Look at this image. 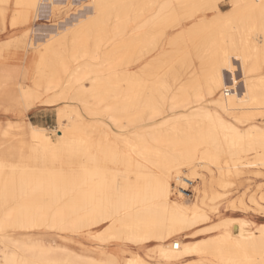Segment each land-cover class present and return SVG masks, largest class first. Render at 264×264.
<instances>
[{
	"label": "bare ground",
	"instance_id": "1",
	"mask_svg": "<svg viewBox=\"0 0 264 264\" xmlns=\"http://www.w3.org/2000/svg\"><path fill=\"white\" fill-rule=\"evenodd\" d=\"M220 1L169 0L145 37L110 53L156 0H94L43 46L30 30L0 41L1 91L17 106L0 104L15 118L0 120V264H264V206L262 223L246 220L236 192L243 168L264 176V0H230L227 15ZM41 8L0 0V32ZM57 93L56 143L19 113ZM250 151L255 162H238Z\"/></svg>",
	"mask_w": 264,
	"mask_h": 264
},
{
	"label": "rangeland",
	"instance_id": "2",
	"mask_svg": "<svg viewBox=\"0 0 264 264\" xmlns=\"http://www.w3.org/2000/svg\"><path fill=\"white\" fill-rule=\"evenodd\" d=\"M54 1L57 4H55V7L53 10H50V5H49L50 2H48L47 0H41L42 8L39 9L40 11H37V14L33 13L32 19H31L30 23L28 24V26L19 27L17 29H13L12 27H10V29L13 30V33H12V35L7 34L6 39L20 35L24 30H30V36L33 40V44L36 43V44H38V46H43V43H45V42L47 43L49 41L48 38L52 37L50 32L55 33L57 30V27H58V29L60 28V30L64 29V25L62 27L63 21L70 19L72 17H77V16H79V17H86L87 16L88 17L87 14L90 13L89 9L85 12H83L84 10H82V9H84V7L89 6L90 2H92L94 0H54ZM156 1H157V4H156L155 8L148 9L144 15V18L135 22V24L132 25L126 33L122 34L119 37H114L113 39H110L108 42H106V44L102 47V49H103L102 51L110 53L111 51H114V49L117 46V43H119V42H122L124 44L125 43L129 44V43H132L134 40H139V39H142L143 37H145L147 32L151 29V26H150L151 24L149 22L151 21L150 19H152V17H154L156 15V12H155L156 8L165 6L167 1H169V0H156ZM174 1H176V0H174ZM235 6H236V4L231 3L230 0H222L219 2V7H220L219 9H220L221 13H223V15L229 14ZM13 10H14V7L12 6L10 12L8 14H6L7 15L6 16V22L7 23H9L14 17ZM80 11H82V12H80ZM48 12H49V14H48ZM8 16L11 17L10 21H7ZM213 16H214L213 13H207V12L199 13L196 19H193L192 21L185 22L182 25V27L171 31L170 34L171 35L176 34L181 28H187L190 25H192L195 21H199V20L206 19V18L211 19ZM0 22H1V18H0ZM58 23H59V25H58ZM32 30H34V32ZM60 30H58V32L61 33ZM5 31H6V29L5 30L2 29L1 32H5ZM35 32L36 33L38 32V33L36 34ZM45 35H46V37H45ZM166 48L167 47H163V48H160V49H157L154 51H150L149 53L144 54L142 56V58H140L138 60V62L127 64L126 66L119 67V69H120V71L125 70V69L127 71L140 70L144 64L148 63L153 57L159 55V53L164 51ZM118 52H119L118 55H120L121 52L120 51H118ZM21 63H22L21 59L14 60L12 62L13 65H19ZM263 73H264V71H263ZM242 79H243V76H242L241 72H238V81H240L239 85H240V91L241 92L243 91V89H241ZM5 84H6L7 91L10 92V85H9V82L7 80H6ZM64 97H65L64 94L57 93L56 95L52 96L48 101L44 100V101L36 102L34 105H32L30 107V109L28 111H25V109H24V111L19 113V114L21 115L24 113L27 116L28 121H30L33 125H35L38 128L45 129L46 130L45 133L50 135L52 140L57 143L60 134L57 132L58 131V122H57V110H56V108L62 106V104L64 103ZM52 102H54V103H52ZM0 104H2V101L0 102ZM16 107L17 106H15V104L14 105L10 104V106L5 108V111L8 114H12V113L16 114V111H17ZM69 117H72V115H69L68 118ZM68 118L66 120L67 124L70 123V120ZM0 120L3 123H6L8 121H15V118L11 117L10 115H0ZM257 125L261 126L262 124H261V122H258ZM238 127L243 131H252V130L256 131V129H257L254 124H249V125H245V126H238ZM118 143H119V145H122L121 142H118ZM256 157H257L256 151H250L248 154L243 155L242 158L238 162H240V163H252V162L256 161L255 160ZM257 170L263 171V168H261V167L255 168V169L243 168L244 174L240 177L242 184L239 185L238 189L236 188L237 190L235 189L236 192L239 193L238 195L242 194L243 201L250 207L247 209V211L243 215L246 220H249V218H254L255 220H257L258 216L259 217L262 216L261 214H258V206H260V205L264 206V198H263V196H264V176L259 174V173H256L255 171H257ZM185 173L187 175L188 171H185ZM189 189L192 190L191 188H189ZM174 190H177L175 185L173 186V192L175 193ZM216 190L221 191L222 189L217 187ZM185 200L188 204L192 203L191 199H185ZM248 215H250V216H248ZM217 220H218V217L213 216V222L214 221L216 222ZM257 221H258V223H262L261 219H259ZM247 229H249V230H247ZM245 230H246V233H247V231L253 232V229L252 228L250 229V227H246ZM254 232L256 234L260 233V231L258 229H254ZM86 244H87V247L89 246L88 248H90V249L93 246L94 247L96 246V244L91 242V241H86ZM1 251H2V247L0 245V256L2 253ZM90 251L91 250L86 251V254L94 255ZM132 260H134V258H132ZM147 260H149L151 262L150 259H147Z\"/></svg>",
	"mask_w": 264,
	"mask_h": 264
},
{
	"label": "crops",
	"instance_id": "3",
	"mask_svg": "<svg viewBox=\"0 0 264 264\" xmlns=\"http://www.w3.org/2000/svg\"><path fill=\"white\" fill-rule=\"evenodd\" d=\"M10 20H11V17L8 16L7 21H10ZM12 33H13V30L10 29V26L8 24L6 27V31L0 33V41L6 40L7 34L12 35ZM1 101H2V104L4 105V107L10 106V104L8 103V95L5 93V91H3V92L1 91V85H0V102Z\"/></svg>",
	"mask_w": 264,
	"mask_h": 264
}]
</instances>
